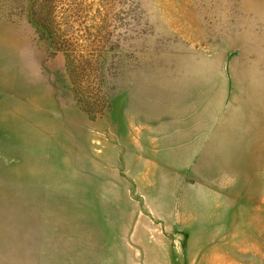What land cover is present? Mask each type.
<instances>
[{
	"label": "rangeland",
	"instance_id": "1",
	"mask_svg": "<svg viewBox=\"0 0 264 264\" xmlns=\"http://www.w3.org/2000/svg\"><path fill=\"white\" fill-rule=\"evenodd\" d=\"M0 264H264V0H0Z\"/></svg>",
	"mask_w": 264,
	"mask_h": 264
},
{
	"label": "crops",
	"instance_id": "2",
	"mask_svg": "<svg viewBox=\"0 0 264 264\" xmlns=\"http://www.w3.org/2000/svg\"><path fill=\"white\" fill-rule=\"evenodd\" d=\"M238 117L235 116V119L233 120V122H224L222 121V123H220L219 125V140L221 142H223L224 144H226V148H228V153L227 154H222L221 157L223 158L222 159V162H223V165L226 166V167H231V164H230V154L231 152L233 151L234 149V145H233V141H232V137H233V133L235 132L236 130V127L238 126ZM217 136V137H218Z\"/></svg>",
	"mask_w": 264,
	"mask_h": 264
}]
</instances>
